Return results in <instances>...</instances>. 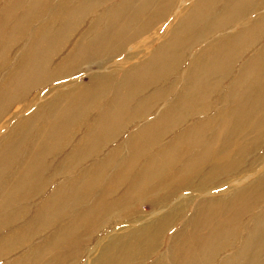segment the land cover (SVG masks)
I'll return each mask as SVG.
<instances>
[{
	"label": "bare ground",
	"instance_id": "bare-ground-1",
	"mask_svg": "<svg viewBox=\"0 0 264 264\" xmlns=\"http://www.w3.org/2000/svg\"><path fill=\"white\" fill-rule=\"evenodd\" d=\"M15 1L6 15L26 6ZM100 1L77 4L60 25L33 30L23 12L13 26L14 39L23 27L34 41L29 61L0 68V260L264 264V0H113L93 12ZM69 2L30 8L55 15ZM10 42L0 39V60ZM93 63L97 74L64 83ZM55 82L3 120L29 88ZM158 84L167 92L134 100Z\"/></svg>",
	"mask_w": 264,
	"mask_h": 264
},
{
	"label": "rangeland",
	"instance_id": "rangeland-1",
	"mask_svg": "<svg viewBox=\"0 0 264 264\" xmlns=\"http://www.w3.org/2000/svg\"><path fill=\"white\" fill-rule=\"evenodd\" d=\"M25 1H26V6L22 5V7H23L22 11H19V7H18V4H17L16 12H12L9 15H6L7 13L5 12V7L7 5L14 6V3L17 2V1H15V0H0V27H3L0 30V39H6L8 41L11 40L10 43H14V46H15V50L13 51V47L11 45H9V48H10L9 52L5 51L4 54H3V59L0 60V68H1V71L4 72V73H10L12 71V69L14 68V66H16L17 63H19V65H20L22 60L27 62L33 56V54L31 53V48H32L31 43L34 40H33V37H31V33L29 32L28 28L24 29L23 27H20L18 29L19 33H18V35H16V38L14 39L12 37V29H13V26L15 24V21L17 20V18H20L21 16H23V12H26L27 15H29V17H30V20L33 22L31 24L32 27H33V30L35 28H38L39 26H43L48 21L49 22L55 21V19H57V18L59 20L56 22V25H60V23L63 21L64 14L67 11L72 10V8L75 9V6L77 4L82 3L85 0H70L69 4L66 6V8L63 11H61L60 13L55 14V15L52 14V11H47V12L43 13L42 15H40L41 14L40 9L43 8L42 4H40L36 8H30L33 0H25ZM111 2H114V1L113 0H101L99 3H94L92 5L93 12H95L98 9L100 4H102V6H106L108 3L110 4ZM28 4H29V6H27ZM25 8H27V11H25ZM169 19H171V17ZM93 20H94V18L92 16H86L83 23H81V21H79L74 26V30L73 31H70V32L66 33L65 40L63 41L65 43L64 50L56 54V56H55L56 60H60L61 57L64 56V53L66 51H71L74 48V46L77 44V42L82 37V34H81L82 29H84L86 27H89ZM106 23H107V20H104L103 21V25L106 26ZM165 23H167L166 20L161 25L162 28L165 27V25H166ZM56 25L54 24V28L55 29H57V27H58ZM96 29H98V27ZM36 36H38V34ZM40 38H42V37H40ZM43 43H44V40H43ZM6 53H7V57L4 56ZM15 53H18L19 55L18 56H14ZM130 55H131V52H126V53H124L122 55L116 56L114 58V61H118V62L119 61H123V60L127 61L128 58L130 57ZM49 67H47V68L44 67V68H45L46 71H48ZM98 68H99V65L98 64L94 65V63L91 64V65L84 66V67L80 68L79 70L73 72L71 74L72 75L71 77H68L67 79L64 80V83L65 84H69V82H71V81H73L75 79H78L79 81L84 82L85 80H87L89 75H92L93 73L97 74L98 71H99ZM234 74L235 73H233L232 76H234ZM1 80H2V78H0V81ZM22 81H29L28 76H26L24 79H22ZM228 82L229 81L227 80L225 82V85L228 84ZM85 83L87 85L88 81L85 82ZM57 84H58V82H55V83L50 84V85L47 84L46 86L41 85L40 88H38L36 90H32L31 88H29L30 90L27 89L29 91L28 92L26 91L27 93L25 92L26 94L24 93L25 95L23 94L24 96H22L24 100L23 101H18L15 104H12L13 106L9 109L8 113L4 115L3 120L4 119H11L12 117L15 116V113L20 112V110L24 109L25 107L28 108L29 104H32L34 99L42 91L45 92V94H43L42 96H45L47 93H49L51 91V89L55 88L57 86ZM162 87H164V88H162ZM3 88L4 87H2L0 89V92L2 91ZM89 88H91V86ZM112 89H115L114 85H111L109 87V90H112ZM225 89H226V87L225 88L221 87V94L216 95L218 101L222 100V94L224 93ZM170 90H168V91H170ZM178 90H179V88L176 87L175 89L170 91L169 92V98L176 97V95L178 93ZM166 92H167L166 87L165 86H160L159 84L155 85V86H150V87H145L144 86L142 89H140L138 91V93H137L138 96L134 100H138V99H140L141 97H144V96H153L154 95L155 97H158L160 93L163 94V93H166ZM39 97L40 96H38L36 99H38ZM40 103H42V101L41 102H37V104H40ZM44 106L45 105H43V107ZM222 106L223 105H219L217 108H220ZM43 107H42V109L46 108L47 106L44 107V108ZM177 132H178V129L176 128L175 131H173L172 133H177ZM79 137H80V135L75 137L74 141L79 139ZM165 142H166L165 140H160V142L158 143L159 145L156 144L153 147V150H155V151L160 150L161 146ZM156 146H157V148H156ZM97 161H98L97 158L86 159V160H83V161L79 162V164L76 167L79 170L83 171V170H85L86 167H90L92 164H94ZM141 162H144V159H142ZM232 176L233 175H231L229 177H225L224 180H218L215 183V185H218L221 182L226 181L228 178H230ZM192 187L193 186H191L190 188H192ZM142 210L144 212L145 211H147V212L149 211L147 207H142ZM32 214H34V213H32ZM253 215L256 216V213L253 214ZM255 216L253 217V216L249 215L245 219L248 220L249 218H252L253 219L252 222H255ZM177 227L178 226H176L175 228H177ZM175 228H173L172 231H170V233L166 234V236H169V235L173 234L175 232ZM204 233L207 234V232H204ZM33 245L34 244H31L30 247H32ZM163 250H164V247H163ZM234 250H232V252ZM116 252H117L116 250H113L111 252V255L112 254H116ZM232 252H230V253H232ZM36 256H37V254H35V256L33 258H36ZM163 256H165V255H163ZM20 259L21 258L17 257V256H16V258H13V260L3 259V260H0V264H12L13 262H16V261H18ZM79 263H81V262H77V264H79ZM66 264H73V262H68ZM83 264H84V262H83Z\"/></svg>",
	"mask_w": 264,
	"mask_h": 264
}]
</instances>
